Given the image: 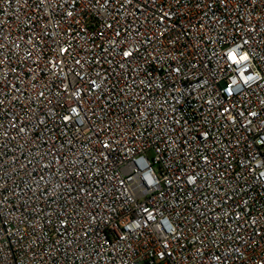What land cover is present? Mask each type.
I'll list each match as a JSON object with an SVG mask.
<instances>
[{"label":"built area","instance_id":"2783aa9c","mask_svg":"<svg viewBox=\"0 0 264 264\" xmlns=\"http://www.w3.org/2000/svg\"><path fill=\"white\" fill-rule=\"evenodd\" d=\"M0 264H264V0H0Z\"/></svg>","mask_w":264,"mask_h":264}]
</instances>
